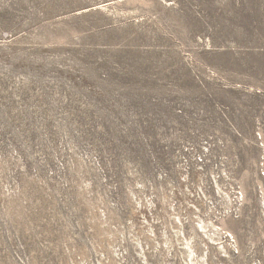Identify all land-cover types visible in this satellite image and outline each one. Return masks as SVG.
<instances>
[{"label": "rangeland", "instance_id": "1", "mask_svg": "<svg viewBox=\"0 0 264 264\" xmlns=\"http://www.w3.org/2000/svg\"><path fill=\"white\" fill-rule=\"evenodd\" d=\"M0 264H264V0H0Z\"/></svg>", "mask_w": 264, "mask_h": 264}]
</instances>
